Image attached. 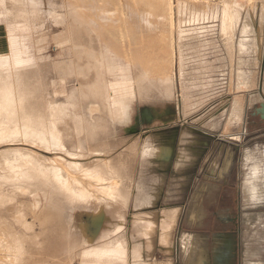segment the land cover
Instances as JSON below:
<instances>
[{"label":"rangeland","instance_id":"374dc122","mask_svg":"<svg viewBox=\"0 0 264 264\" xmlns=\"http://www.w3.org/2000/svg\"><path fill=\"white\" fill-rule=\"evenodd\" d=\"M37 2L42 6L36 9L27 8L37 4ZM179 2L182 4L180 12L177 8ZM227 2L230 4L231 10H238L242 14L241 23L246 24L248 30H253L249 14L252 0H0V18L4 19L6 23L7 33L25 37L28 50L34 46V38L52 39V37L61 35L64 30L65 38L64 41L61 40L60 42L63 47L60 48L51 41L44 46L45 51L48 52L46 53L47 56L53 54V57L56 58V50L64 48L72 55L69 68L65 70V74L68 73L71 78L75 77L82 80L79 86L72 88L68 94L64 92L65 99L63 101V92L59 93L61 89L56 90L54 96L53 90H50L49 95V90L34 87L36 84L28 76L29 72L25 75L27 78L24 83L30 87L32 84L35 89L36 94L33 97L35 102L31 107L37 110L40 116L46 115V118L55 119L51 127L58 125L61 131L68 132L65 124L69 122L71 128L73 125L75 128L71 131L83 133L84 131L79 130L81 121L91 130H95V127L97 129L104 128V132L100 130L101 136L98 137V140L93 142H87L81 136L78 147L83 152H88L89 149H100L111 154L113 158L111 166L118 167L122 163L126 164L122 180L126 187V193H129V200L124 217L128 224L130 218H133V225L132 228L123 232H115L111 238L107 239L106 244L111 245L109 249L112 251L118 250V245H123L128 253L129 264H152L150 259L155 264H200L202 258L204 264H208V262L209 264H264V168H262L261 162L257 160L262 157L261 154L264 151V134H260L261 136L253 135L252 131L249 130L247 136H243L241 143H233L228 149L216 143L214 146H209V151H206L207 145L197 140L192 141L189 133L198 132L196 130L199 128H212L216 117L214 114L223 107L221 96L226 92L224 79L233 74L228 72L229 62L238 54L232 51V54L229 55L219 38L218 31V17ZM171 4L176 10H174V24L172 25L169 20ZM253 4L258 6L256 9L254 6L252 7L253 14L256 11L255 18H260L263 22V27L261 23L260 26L264 34V20L261 18V12L264 16L263 0H254ZM68 11L71 12V18L68 13L71 22L69 31L71 35L68 33V26L61 22L54 25L53 20V18L65 16ZM207 17L210 19L208 20ZM84 24L97 38L93 44H89L91 39L88 36L91 35L86 31ZM180 27L184 34L186 33L182 40L183 58L185 59L183 61H181L179 45ZM237 34L235 43L237 38H242V36L245 38L249 35ZM70 36L72 39L74 37L79 38L77 41L80 49L74 47L73 44L69 46ZM118 40L120 47L126 49L123 56L118 51ZM98 42L102 44L105 52L101 50ZM36 44L39 47L42 40L38 39ZM176 47L179 50L177 53ZM193 47L196 50L198 48L194 53L190 50ZM76 50L81 51L79 58L76 56ZM88 52L92 53L88 54ZM98 54H100L99 57H96ZM102 58H105L108 66H110V58H112L115 68L119 66L122 70L125 69L121 73L122 75L118 73L120 76L117 78H112V74L111 76L105 75L107 93H109L110 84L119 81V79V82L125 80L124 73L128 65H137L149 71L152 70L151 72L159 71L160 75L163 72L167 74L172 72L175 77L176 91L174 93L176 99L168 98V101H164L158 98L159 94L155 90V92H151L149 100H142L141 102L134 97L136 100L134 102L130 98L132 102H128V108L124 104L118 103L113 106L114 111H110L102 102L100 103V111L94 113L92 117L88 116L87 110L83 106H75L74 108L72 106V115L67 113L69 110L66 108L71 107L68 99L76 98L75 96L78 98L82 89L91 93L88 94L87 103L83 104L85 107L96 102L91 101V96L94 89H99V83L103 84L104 82L100 80ZM20 59L25 62L20 61L18 68L29 71L34 65L33 59L30 57H21ZM182 63L184 68L183 79L180 75ZM8 64L13 65L14 61L10 60L7 66ZM11 68L7 67L6 69L11 70ZM79 68L83 70L80 78L76 76V72L80 71ZM7 76L11 75L7 74ZM122 88H125V85ZM228 91L236 92L232 88ZM27 92H30L29 88ZM47 95L49 97H46ZM186 97H189L187 114L183 111V98ZM147 98L149 97L147 96ZM98 99L100 100L99 96ZM82 100L85 102L84 98ZM121 100L126 101V98ZM214 100L218 101L216 109L208 111V104ZM51 102L53 112L47 110L48 104L50 105ZM182 112L184 117H197L195 123L190 125L187 123L185 127H182L184 124L180 121ZM128 113L131 120L129 123H124L123 118ZM132 118H134L133 125L138 129L137 133L140 138L143 135V130L155 132L153 127L158 128L161 124L167 134H147L140 140L126 141L124 139L128 137L121 133L123 138L121 139L119 129H129ZM215 119H217L216 122L221 123L222 115ZM38 127L34 131L42 132L41 129L43 128ZM182 129L184 131L181 133ZM186 131L188 135L184 136ZM2 132H5L4 129H0V133ZM152 135L166 136V140L171 143L173 151L169 157L164 158L163 162L168 166L159 175L155 171H151V168L147 169L144 166L146 163L144 148ZM4 136L1 138H8ZM40 141L44 140L38 138L34 141L0 143V154L5 150L23 149L43 154L49 160L63 159L64 161H61L66 163L65 165L70 171H75V165L79 166L78 171H83L78 174L79 178L75 177V179H79V184L86 183L85 185L91 186L95 184L92 172L95 170L94 162L98 159L97 155H93L92 161L87 163L86 161L90 157L76 158L70 152L76 146V140L73 137L65 136V148L57 149H53L52 146ZM111 145L114 150L113 153L109 150ZM57 150L58 153H56ZM250 152L253 154H248ZM132 155H137L139 160L138 158H130L129 162H126V157H132ZM146 156L150 157L149 154ZM246 160L252 165L244 179ZM228 161L231 168L226 171L227 175L226 173L224 175V167L221 166V162L227 163ZM5 162L4 159L0 160V176L5 174L4 170L9 167V164ZM113 170L118 171L117 168ZM11 172L13 171H6L8 174ZM224 176L225 178L231 176L229 182L224 179ZM9 177L11 179L8 181L0 180L2 193L21 182L20 177L15 174H11ZM110 184L117 183L111 182ZM140 188L148 193L150 191L155 193L153 189L158 190L154 205L142 207L141 204H138L140 197L143 198ZM19 196V201L25 199L24 196ZM41 208L42 206H39L38 211ZM173 210L177 211L176 219L167 230L163 227V223L158 220V217L162 213L163 216L172 218L174 216ZM154 212L158 213L149 214H154ZM143 216L151 219L146 223H150L151 228L156 231L153 239L151 237L146 239L145 235H142L137 229L139 226L137 223L143 222V218H141ZM69 217L72 216L69 214ZM69 217L67 216L68 219ZM135 217L138 219H136L137 223L134 226ZM85 218L88 222L89 217ZM29 220L32 221L31 217ZM158 237H162L163 242L161 239L158 241ZM220 238L230 243V249L232 248L227 257H225L226 254L222 256L218 251V247L221 246ZM227 243L223 244L226 246ZM53 245L55 246V244ZM58 245L60 244L57 243L52 250L61 252L63 245L61 247ZM76 248L75 245L72 246L73 251ZM78 250L77 248L76 251L78 252ZM3 256L4 253L0 252V260ZM36 259L47 260L43 256H36ZM70 261H72L71 264H80L75 257H72Z\"/></svg>","mask_w":264,"mask_h":264},{"label":"bare ground","instance_id":"6f19581e","mask_svg":"<svg viewBox=\"0 0 264 264\" xmlns=\"http://www.w3.org/2000/svg\"><path fill=\"white\" fill-rule=\"evenodd\" d=\"M253 1L254 0H252L249 12L252 21L254 19L252 8L254 6ZM39 6L42 5L37 2V4L35 3L27 8L36 9ZM181 7L182 4L179 2L177 7L179 10L178 12L181 11ZM169 10V20L172 25L174 24L175 10L172 4ZM231 12H234V10H231ZM68 13L69 11L65 16L56 19L53 18V20L54 25L55 23L58 24V22H61L68 26V33L71 35L69 32L71 29V12L69 13L70 18L68 17ZM85 28L88 34L91 35L88 36V38L91 39L89 44H93L97 41V38L87 25H85ZM185 34L183 30L181 33L179 32V42ZM7 38L10 55L0 57V129H4L5 131L0 133V143L8 144L9 142L15 141H34V139L39 138L40 140H44L40 142L52 146L53 149H57L65 148L64 138L68 136L76 140V146L70 151L76 158L82 156H87V158L90 157L87 159L86 163L92 161L91 157L93 155H97L98 159L94 162L95 170L92 172L93 182L95 184L91 186L85 185L86 183L79 184V179H75V177L79 178L78 174H81L83 171H78V165H75V171H70V169L66 167V163L61 161L63 159L60 160L56 158L54 160H49V158L47 157V159L43 154L41 155L32 150L10 149L1 152L0 160L4 159L6 161L5 163H8L10 168L8 167L4 170L5 174L0 176V180L8 181L11 179L9 175L15 174L20 177L21 182L4 193L0 190V243H2L0 244V252L4 253V256L0 260V264H71L72 261H70V259L72 257L77 258L80 264H93L96 262L97 264H129L128 253L123 245H118V250L112 251L109 249L111 245L106 244L108 242L107 239L109 237L111 238L115 232H123L128 228H132L133 225V218H130L128 224L124 217L129 200V193H126V187L122 180L123 170H126V164L122 163L118 167L111 166V161L113 159L111 154H107L100 149H89L88 152H83V150L78 147V141H80L81 136H83L85 141L93 142L98 140V137L101 136L100 130L104 132V128L97 129L95 127V130H91L89 126L80 121L79 130L84 132L75 133V131H71V129H75L74 125L72 126L73 128H71V124L68 122L65 124L68 128V132H64L61 131L58 125L51 127L55 119L46 118V115L40 116V113L31 107L35 102L33 101L34 94H36L35 89L32 87V84L30 87L24 83L27 78L25 75L29 71L27 69L18 68L20 66V61L22 63L25 62L20 58L29 53V48L25 43L26 39L25 37L14 36L8 33ZM77 40L79 41L78 37L72 39L70 36L69 46L73 44L74 47L80 49ZM98 43L101 50L105 52L102 44L100 42ZM64 46L66 45L64 44ZM58 47L61 48L63 45L59 44ZM76 51V56L79 58V56H81V51ZM90 53L92 52H88V54ZM111 54H113V52H111ZM99 55L100 54L96 57H99ZM110 59V66H108L105 58H102L100 62V72L102 75H100V80L104 82L103 84L99 83V89H94L92 91V93H94L91 96V101L96 102H92L93 105L85 107L83 104L87 103L88 94L91 93L86 89H82L78 98L75 96L76 98L68 99L71 107L66 108L70 111L67 113H71V110H73L72 106L73 108L75 106H83V108H86L88 116L92 117L94 113L100 111V103L102 102L110 111H114L113 106L118 103L124 104L128 108V102H132L130 98H132L134 102L136 101L134 97L141 102L142 100H149L151 92H155V90H157L159 94L158 98L162 100H167L171 96L175 97V77L172 72L171 74L163 72V74L160 75L161 73H158L159 71L154 70L151 72L152 70L149 71L137 65H128L124 73L125 80L119 82V79V81L117 80V82L115 81L113 84H110V90L109 93H107L105 75L111 76L112 74V78H117L120 76L118 73L121 74L123 70H125H122L119 66L115 68L113 59ZM10 60H13L14 64H8L7 66ZM7 67L12 68L10 70L6 69ZM16 68L18 69L15 70ZM79 70L80 71L76 72V76L80 78L83 70L80 68ZM7 74L11 76H7ZM101 85L103 86L101 87ZM123 85H125V88H122ZM28 88L30 89L29 93L27 92ZM147 96L149 98H147ZM257 96H259L258 92L256 93V97ZM82 98L85 99V102H83ZM124 98H126V101L121 100ZM188 102L189 98H184L185 111H187V107H189V105H187ZM52 108L53 104L51 102L50 105L48 104L47 110L53 112L54 109ZM239 113L238 111H233L232 117H238ZM130 120V114H125L123 118L124 123H129ZM38 126L43 128L41 129L42 132L34 131V129L39 128ZM55 128L57 129L55 130ZM3 136L8 138H1ZM154 136L155 135L146 142L147 144L144 148L146 163L144 166L147 169L151 168V171L153 170L159 175L162 173V170L168 166L163 162L164 158L169 157V154L171 155L173 151L171 143L168 140L156 136L155 138ZM109 150L113 153L114 150L112 145ZM56 153H58V150ZM146 154H149L150 157L146 156ZM115 168H117L118 171H114L113 169ZM6 171L13 172L8 174ZM111 182H116L117 184H110ZM153 190L155 193H153V191L148 193L146 190L142 191V188H140L143 198L140 197V203H137L141 204L142 207L154 205L158 190ZM19 195H22V197L24 196L23 198L25 199H20L21 201H19ZM39 206H42L40 211H38ZM78 213L80 214L78 215ZM69 214L72 216L71 218ZM172 214H174L172 218L163 216L162 213L161 216L158 217V220L163 223V227L167 228V230L174 224L177 211L173 210ZM30 217L32 221L29 220ZM85 217H89L88 222ZM141 218H143V222L140 221V223L136 221L138 218H134V226L137 223V225H139L137 229L140 230L142 235H145L146 239L149 237L153 239L156 231L151 228L150 223H146L151 220L148 219L150 217L143 216ZM157 239L158 241L161 239V242H163L162 237H158ZM56 242L60 244L58 245L60 247L63 245L61 252L52 250L55 248ZM219 242L221 246L218 247V251L222 256L226 254L225 257H227L228 253L231 252L230 243H227V241L221 238ZM225 242L227 243L226 246L223 244ZM53 244H55V246ZM74 245L79 249L78 252L76 251L77 248L74 251L72 250V246ZM36 256L46 257L47 260H38ZM200 264H204L203 258Z\"/></svg>","mask_w":264,"mask_h":264},{"label":"crops","instance_id":"0c3cea01","mask_svg":"<svg viewBox=\"0 0 264 264\" xmlns=\"http://www.w3.org/2000/svg\"><path fill=\"white\" fill-rule=\"evenodd\" d=\"M258 6L255 5L254 8L256 9ZM237 8V7H236ZM262 8V7H261ZM255 12L254 11V19L252 21V28L253 30H248L246 24L241 23V16L242 14L237 10L232 13L231 12V6L230 4L225 3L221 10V14L218 17V31H219V38L221 39L223 46L225 49L228 50L229 55L232 54V51H235L238 55L234 56V59L229 62L228 72L232 74L229 78H225L224 81V88H226V92L221 96L222 98V104L223 107L220 111H218L214 116H220L222 115L221 123L216 122L217 119L214 118L212 128H199L195 132H189L191 134V139L197 140L200 143H203L207 145L206 151H209V146H214L216 143L224 146V148L228 149L231 144L233 143H241V140L243 139V136L246 137L248 134V131H252L253 135L258 134V136H261L264 134V120L262 119L261 115L257 112V109L260 108L261 104H264V91L262 87H264V38L262 33V27L263 22L260 18H255ZM261 18L263 19L262 12H261ZM209 20L210 18L207 17ZM233 22V23H232ZM260 23L262 27L260 26ZM62 29H64L62 27ZM64 32V30H63ZM63 32L61 35L57 37H52V39H44V38H34L33 44L34 46L28 50L29 53L25 54L23 57L32 58L34 65L30 68L28 76L30 77L31 81L35 83L34 87H38L40 89H46L49 90L48 94L50 95V90H53V95L55 94V91L60 90L59 93H62L63 101L65 99V93H70V90L72 88H76L79 86V84L82 82V80L77 79L75 77H70L69 74H65V70L69 68L70 60L72 55L63 49L56 50V58L53 57V54H50L47 56L44 47L47 45V42L50 43L51 41L54 44L59 45L61 40L64 41V35ZM182 32V28L180 30V33ZM237 33L241 35H247L245 38H237L239 41L235 43V36L238 35ZM63 35V37H61ZM38 39L42 40V47L41 45L38 47L36 44V41ZM182 40L179 42L180 49H181V61L185 60L183 57V48H182ZM118 51L122 53H126V49H123L120 47V43L118 40L117 43ZM209 49V48H208ZM192 53L196 52L195 47L190 49ZM179 51L176 47V53ZM10 55V48L8 47V38H7V30H6V23L4 19L0 18V57H6ZM232 58V57H231ZM55 62V63H53ZM55 65V67H54ZM61 65V68H60ZM56 68V69H55ZM177 69V68H176ZM183 63L180 67L181 70V79H183ZM177 73V72H176ZM178 78V77H177ZM184 82V81H183ZM176 86L174 85V91H176ZM230 88L236 90V92H230ZM259 93V96L256 97V93ZM58 93V94H59ZM47 95L46 97H49ZM55 96V95H54ZM55 98V97H51ZM189 98V97H188ZM170 99L175 100L176 96ZM62 101V102H63ZM164 101H168L164 100ZM170 101V100H169ZM184 102V98H183ZM217 100L212 101L208 104V111L216 109ZM188 105V104H187ZM185 114H187V111L183 110ZM233 111L240 112L237 117H231V114ZM221 112V113H220ZM196 118H193V116L184 117L183 112L180 117V121L182 124V127H185V125L188 123L194 124L196 121ZM133 120L129 126V129H119V137L121 139L123 134H126L128 138L124 140H131V139H138L140 140L147 134H167L164 132V126L161 124L158 128H154L155 132H151L150 130L146 131L143 130V135L141 138L138 136V129L133 125ZM161 121V120H160ZM162 122V121H161ZM209 125V124H208ZM184 131L182 129L181 133ZM185 132L183 135H188V132ZM260 132V133H259ZM180 133V135H181ZM261 134V135H260ZM169 135V134H168ZM179 135V136H180ZM182 135V136H183ZM153 136V135H152ZM150 136V137H152ZM159 138L166 139V136L164 135H155ZM154 136V137H155ZM234 136H237V138H234ZM240 139V140H238ZM179 140V137H178ZM177 140V141H178ZM182 140V139H181ZM176 141V140H175ZM223 148V149H224ZM231 154V151H230ZM248 154H253L252 152ZM247 154V156H248ZM262 157L260 159H257L259 162H261L262 168H264V151L261 154ZM130 158H138L137 155H132V157L127 156L126 162H129L128 160ZM247 159V158H246ZM139 160V158H138ZM229 163V165H227ZM222 163L221 166L224 167V175L228 169L231 168L230 162ZM128 164V163H127ZM251 163H248L246 160V172L244 174V179L247 171L249 168H251ZM131 166L129 165V168ZM138 168V166H137ZM243 168V167H242ZM227 175V173H226ZM231 176H228V178L224 179L230 180ZM223 179V180H224ZM243 179V182H244ZM243 194V193H242ZM149 213L150 215H155ZM191 234V233H187ZM232 249V248H231ZM151 263L155 264L152 259ZM93 264H97L93 263ZM209 264V262H208Z\"/></svg>","mask_w":264,"mask_h":264},{"label":"water","instance_id":"95a60500","mask_svg":"<svg viewBox=\"0 0 264 264\" xmlns=\"http://www.w3.org/2000/svg\"><path fill=\"white\" fill-rule=\"evenodd\" d=\"M257 112L261 115L262 119L264 120V104H261L260 108L257 109Z\"/></svg>","mask_w":264,"mask_h":264},{"label":"flooded vegetation","instance_id":"af4514ba","mask_svg":"<svg viewBox=\"0 0 264 264\" xmlns=\"http://www.w3.org/2000/svg\"><path fill=\"white\" fill-rule=\"evenodd\" d=\"M218 234V233H217Z\"/></svg>","mask_w":264,"mask_h":264}]
</instances>
